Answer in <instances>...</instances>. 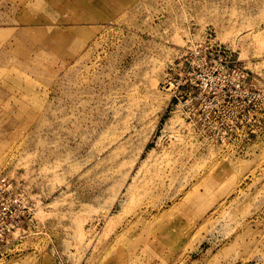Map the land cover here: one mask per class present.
<instances>
[{"label":"rangeland","instance_id":"374dc122","mask_svg":"<svg viewBox=\"0 0 264 264\" xmlns=\"http://www.w3.org/2000/svg\"><path fill=\"white\" fill-rule=\"evenodd\" d=\"M0 264H264V0H0Z\"/></svg>","mask_w":264,"mask_h":264},{"label":"built area","instance_id":"2783aa9c","mask_svg":"<svg viewBox=\"0 0 264 264\" xmlns=\"http://www.w3.org/2000/svg\"><path fill=\"white\" fill-rule=\"evenodd\" d=\"M30 204L23 188L5 176L0 177V248L30 214L25 210Z\"/></svg>","mask_w":264,"mask_h":264},{"label":"bare ground","instance_id":"6f19581e","mask_svg":"<svg viewBox=\"0 0 264 264\" xmlns=\"http://www.w3.org/2000/svg\"><path fill=\"white\" fill-rule=\"evenodd\" d=\"M12 181L14 182V183H16L13 179H12ZM24 190V192L27 194V192H26V188L25 189H23Z\"/></svg>","mask_w":264,"mask_h":264}]
</instances>
